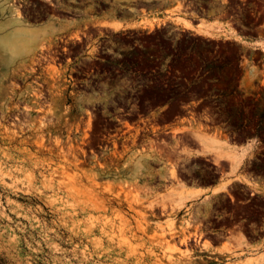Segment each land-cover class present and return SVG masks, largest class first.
Instances as JSON below:
<instances>
[{
  "label": "rangeland",
  "instance_id": "rangeland-1",
  "mask_svg": "<svg viewBox=\"0 0 264 264\" xmlns=\"http://www.w3.org/2000/svg\"><path fill=\"white\" fill-rule=\"evenodd\" d=\"M179 2L222 30L205 40L172 25L112 32L91 28L100 24L93 20L54 31L61 24L48 23L53 15L79 16L90 5L96 15L113 0L0 2V22L13 14L23 26L46 29L36 52L21 56L0 31V264H240L262 251L263 198L238 208L213 195L180 209L173 203L179 183L210 186L227 172L226 162L215 166L212 157L198 156L195 130L264 144L262 55L219 39L223 27L246 36L264 29V0ZM88 29L96 38L86 58L37 73L36 58ZM248 68L255 80L245 92L239 82ZM92 77L106 86L75 93L73 80ZM256 81L262 86L253 87ZM127 103L153 112L157 135L125 134L122 144L96 149L100 114ZM182 118L185 134H165L161 124ZM260 147L249 169L264 178ZM236 236L244 237L246 250L217 252Z\"/></svg>",
  "mask_w": 264,
  "mask_h": 264
},
{
  "label": "crops",
  "instance_id": "crops-1",
  "mask_svg": "<svg viewBox=\"0 0 264 264\" xmlns=\"http://www.w3.org/2000/svg\"><path fill=\"white\" fill-rule=\"evenodd\" d=\"M6 0H0V2H5ZM70 1V0H69ZM72 1V0H71ZM72 6H70L71 8ZM91 5L86 6L84 11L86 14H81L80 16L87 17V20L80 21H99L98 25L100 29L108 30L112 32H121V31H132V30H146L151 31V29H158L164 25H172L178 31L186 33L189 36L201 39H212L209 36H205L198 32V26L206 23H212L211 21L206 20L205 18L195 17L193 14L187 11L186 7H181L179 0H113L112 8L104 10L102 13L93 14L90 13ZM122 11L123 15H118V11ZM69 10H63V13H60L58 16L60 19L49 20L48 23L57 22L61 25L58 27L54 26L53 29L62 30L63 27H67L68 16L72 14H67ZM128 13V14H126ZM27 14L24 16H30ZM15 15L8 16V18L0 22V31L7 32L8 35L4 36L5 40L15 38L18 36L20 39V45L17 48H12V53L15 56H21L23 54H32L35 53L40 41L45 34V26L43 25H30L23 26L21 25V20L14 18ZM64 17V18H63ZM183 21V23H188L191 27H185L182 24L176 22ZM145 21V22H144ZM152 23V26H148V22ZM159 21V22H158ZM156 22V23H155ZM176 22V23H175ZM106 23L107 25H103ZM120 25L118 29L112 28L111 25ZM213 24V23H212ZM145 25V26H144ZM197 26V27H196ZM145 27V28H143ZM184 27V28H183ZM150 28V29H149ZM226 35L220 36L219 39L228 41L238 47L252 49L254 52H259L262 55L261 68L263 70V52L261 45H264V29L260 27L256 34L253 36H246L241 32V30L234 27H223ZM197 30V32H196ZM223 31V32H224ZM223 32L221 35H223ZM11 36V37H10ZM261 44V45H259ZM16 49V50H15ZM264 76V70L262 71ZM255 71L251 68L246 70V75L239 82V88L243 90L249 88L251 81L255 80ZM257 85L253 87L262 86L260 81H256ZM246 96V95H244ZM255 98V96H252ZM165 107H157L155 112L158 114L164 110ZM188 117L186 122H189ZM184 118L173 120L170 123L161 124L162 129H167L166 132L172 134L174 130L178 129L175 134H185L187 125ZM254 138V137H253ZM254 139H248L243 144H237L231 142L237 149H242L245 153V157L240 165L236 168L234 173L229 174L228 166L225 176L218 177L214 184L210 186H193V185H184L181 183V186H177L179 195L176 197V200L179 197H187L189 199L202 198L207 195L220 196L225 198L231 206H236L237 208L241 205H246L250 203L254 198H263L264 199V178L259 176H254L250 171L249 162L252 157L255 155L256 151L261 150L260 145L263 143H258V141L252 142ZM215 165V164H214ZM227 165V164H226ZM216 166V165H215ZM222 187H226L224 190H221ZM182 188V190H181ZM226 190V191H225ZM195 197H193V196ZM192 197V198H191ZM246 220L241 219L237 222V225L244 223ZM237 225L235 227H237ZM237 237V236H236ZM258 247V245L252 246L253 248ZM222 248V245L219 247V250ZM264 252V246L262 251H259L257 254ZM252 256V257H253ZM249 257L241 259L245 261Z\"/></svg>",
  "mask_w": 264,
  "mask_h": 264
},
{
  "label": "flooded vegetation",
  "instance_id": "flooded-vegetation-1",
  "mask_svg": "<svg viewBox=\"0 0 264 264\" xmlns=\"http://www.w3.org/2000/svg\"><path fill=\"white\" fill-rule=\"evenodd\" d=\"M52 17L57 21L60 19L58 15H53ZM25 18L28 20L29 18H31V15L25 16ZM67 18V24H81L92 22L80 21L89 19L80 15H72L68 16ZM44 22H47V20ZM91 28L100 29L98 25H93L91 26ZM95 38L96 37L91 38V29H88L87 33H80V37L78 38L68 36L65 40H60V45L49 49L45 54L39 56V58H36L37 62L35 63V70H37V73L40 74V71H43L50 63H54L56 66L63 67L66 62L74 63V61H77L79 58H86L83 56L89 53V50L92 48L90 42H92ZM41 49H44V47H41ZM95 60L99 61V59L97 58ZM82 68L85 67L81 66L77 69ZM76 74L81 76H89L84 73L81 74L80 72H77ZM118 82H123V80H118ZM106 83L107 80H101L96 77H92L91 79L82 78L73 80L71 87H74V89H80L75 90V93L82 92L90 95L91 92L100 91L101 87L106 86ZM100 117H102V124L100 125L99 136L95 142V148L98 150H103L107 148L108 145L113 146L115 142L122 144V142L127 139L125 134H133L137 132L138 134H140L141 136H145L146 138H148V135H157L156 130L158 129V127H154L157 119L153 116V112H144L137 110L133 105H130L128 103L124 104L121 107L113 109L112 113L110 114H100ZM165 134L169 133L165 132Z\"/></svg>",
  "mask_w": 264,
  "mask_h": 264
},
{
  "label": "bare ground",
  "instance_id": "bare-ground-1",
  "mask_svg": "<svg viewBox=\"0 0 264 264\" xmlns=\"http://www.w3.org/2000/svg\"><path fill=\"white\" fill-rule=\"evenodd\" d=\"M176 20H177L176 22L182 24L185 27H189V28L191 27L188 23H185V22L183 23V21H179L178 19H176ZM111 26H113L112 28H114V29H118L120 27V25H117V24L111 25ZM148 26H150V27L152 26V23L150 21L147 24V27ZM143 28H145V27H143ZM221 30H222L221 26H215L212 23H206V24L201 23L198 26V32L199 33H201L205 36L207 35L211 38L215 37V35L218 32H220ZM196 32H197V30H196ZM8 44H9L10 48H17L20 45V39L18 38V36H16L15 38H12V40H11V38H9ZM259 45H261V44H259ZM5 47H7V46H5ZM260 49H262V52H263V69H264V45H261ZM194 135H195L196 141L200 147V151H198L199 152L198 156L212 157L215 165H218L221 162H226L227 166H228V172L231 175H232V173H234L236 168L240 165V163L243 161V159L245 157V153L242 149H240V150L237 149V147H235L233 144H231L227 139L222 138L221 136H219L217 134L207 133V132H205L199 128V129L195 130ZM189 156L192 157L193 155H189ZM245 159H246V157H245ZM181 185L182 184L179 183L177 186H181ZM225 188L226 187H222L221 190H224ZM181 190H182V188H181ZM191 196H193V195H191ZM193 197H195V196H193ZM187 200H189V198L179 197V199L176 202H174L173 205L176 208L180 209L187 202ZM232 243L233 244L222 247L217 252L219 254L229 255V254L237 253L239 251H244L248 248L246 240L244 239L243 236L235 237L233 239ZM209 245L207 243L203 242L201 244V247L205 250H208V249H210ZM229 264H231V263H229ZM240 264H264V252L259 254V255L257 254L256 256L249 257V258L245 259V261H243Z\"/></svg>",
  "mask_w": 264,
  "mask_h": 264
}]
</instances>
